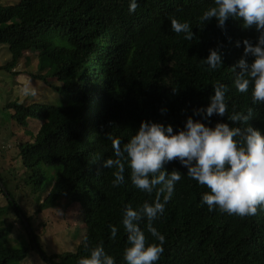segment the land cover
Wrapping results in <instances>:
<instances>
[{
	"label": "trees",
	"instance_id": "1",
	"mask_svg": "<svg viewBox=\"0 0 264 264\" xmlns=\"http://www.w3.org/2000/svg\"><path fill=\"white\" fill-rule=\"evenodd\" d=\"M209 4L210 0H137L131 14L128 0L0 4V45L10 52V61L0 71L18 75L14 68L24 52L35 51L37 73L29 77L64 97L60 105H6L20 126L29 118L43 121L30 141L18 145L24 169L41 177V166L60 168L38 210L56 208L61 199L65 206L80 203L84 209L82 242L75 252L43 258L46 264H76L86 254L85 245L97 243L115 257L116 264H124L121 209L124 203L135 207L144 200L151 202L155 191L148 194L132 187L127 166L125 183L112 186L113 169L101 166L102 159L112 155L108 134L124 142L141 120L170 124L175 132L193 109L208 103L214 82L228 86L229 109L251 108L247 123L264 130V105H253L248 94L231 86L230 69L242 55V45L235 47L233 42L249 38L254 43L256 32L242 29L233 19L225 21L223 31L214 18L200 24L199 15ZM172 17L189 21L192 41L172 32ZM218 45L222 66L209 70L199 60ZM223 119L213 115L210 121ZM164 167L179 170L181 179L164 214L153 222L165 236L164 252L156 264H264V209L243 218L209 212L199 204L200 192L206 189L188 178L175 159ZM109 225L118 229L115 239L109 235ZM8 232L0 227V264L22 261L29 250L9 245ZM34 243L35 237L29 241L31 249Z\"/></svg>",
	"mask_w": 264,
	"mask_h": 264
},
{
	"label": "clouds",
	"instance_id": "2",
	"mask_svg": "<svg viewBox=\"0 0 264 264\" xmlns=\"http://www.w3.org/2000/svg\"><path fill=\"white\" fill-rule=\"evenodd\" d=\"M136 8L137 0H128V12L131 14ZM213 18L221 31L225 21L233 19L240 22L242 29L256 32L254 43L249 38L233 42L235 47L242 45V55L230 69L231 86L238 93L248 94L253 105H264V0H210L198 19L201 24ZM169 22L172 32L182 34L186 41L193 40L189 21L172 17ZM222 56L218 45L209 48L207 56L199 61L207 69L216 70L222 66ZM19 92L26 97L35 96L36 88L25 82ZM172 92L176 89L172 88ZM227 92L228 86L214 82L208 103L193 109L175 132L170 124L141 120L124 142L120 137L107 135L112 155L102 159L101 166L113 169L112 186L125 183L127 166L132 187L148 194L155 191L151 202L144 200L135 207L124 203L121 209L124 264H156L164 252L165 236L153 222L164 214L174 185L181 179L179 170L164 167L174 159L186 169L188 178L206 189L200 192L199 204L209 212L216 210L243 218L264 209V130L247 123L251 108L245 112L232 105L229 109ZM196 115L200 119L194 120ZM213 115L224 119L211 122ZM117 231L116 226L109 225L111 238L117 237ZM85 252L76 264H116L102 243L92 247L86 244Z\"/></svg>",
	"mask_w": 264,
	"mask_h": 264
},
{
	"label": "rangeland",
	"instance_id": "3",
	"mask_svg": "<svg viewBox=\"0 0 264 264\" xmlns=\"http://www.w3.org/2000/svg\"><path fill=\"white\" fill-rule=\"evenodd\" d=\"M18 2L19 0H0V4L6 6L16 5ZM36 58L35 51L24 52L14 68L18 72L16 76L0 71V227L9 228L5 240L9 245L29 249L24 260L10 261L8 264H46L42 256L47 258L75 252L86 231L84 209L80 203L65 206V200L61 199L56 208L38 210L47 194L49 181L60 171L59 166H41L42 178L24 169L18 155V145L30 141L43 121L29 118L25 126H20L11 119L13 110L6 105H60L64 99L43 83L29 77L30 74L37 73ZM9 61L8 47L0 45V67ZM25 82H30L36 88L35 96L26 97L20 94L19 88ZM47 82L57 85L50 79ZM25 218L29 223L25 222ZM20 219L26 223L25 226H22ZM29 230L35 237L34 246L39 250L36 246L31 249L29 241L33 237H30Z\"/></svg>",
	"mask_w": 264,
	"mask_h": 264
},
{
	"label": "water",
	"instance_id": "4",
	"mask_svg": "<svg viewBox=\"0 0 264 264\" xmlns=\"http://www.w3.org/2000/svg\"><path fill=\"white\" fill-rule=\"evenodd\" d=\"M25 222H26V221H25ZM25 224H26V223H25ZM27 228H28V227H27ZM28 232L30 233V230H29ZM31 238H32V236H31ZM32 239H33V238H32ZM36 248H37V247H36ZM37 249H38V248H37ZM38 250H39V249H38ZM39 252H40V251H39ZM42 258L45 259V257H43V256H42Z\"/></svg>",
	"mask_w": 264,
	"mask_h": 264
},
{
	"label": "crops",
	"instance_id": "5",
	"mask_svg": "<svg viewBox=\"0 0 264 264\" xmlns=\"http://www.w3.org/2000/svg\"><path fill=\"white\" fill-rule=\"evenodd\" d=\"M27 61V60H26Z\"/></svg>",
	"mask_w": 264,
	"mask_h": 264
}]
</instances>
